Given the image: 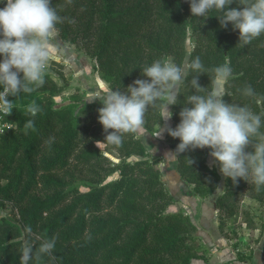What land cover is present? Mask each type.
I'll return each mask as SVG.
<instances>
[{
	"label": "trees",
	"instance_id": "1",
	"mask_svg": "<svg viewBox=\"0 0 264 264\" xmlns=\"http://www.w3.org/2000/svg\"><path fill=\"white\" fill-rule=\"evenodd\" d=\"M5 3L0 0V8ZM52 6L64 18L56 26L60 39L79 44L111 88L123 90L136 79H149L141 68L156 59L182 64L190 55L199 56L206 70L199 75L200 86L206 88L201 94L206 95L214 86L211 70L229 63L232 76L223 84L227 93L223 99L262 114L264 133V107L243 94L251 85L264 96V33L242 46L231 23L220 26L216 16L221 13L192 16L189 0H52ZM241 7L238 0L229 5ZM187 33L193 40L190 48ZM197 74L191 73L188 81ZM61 91L47 74L43 86L32 93L7 97L15 106L10 114L15 126L0 140V207L10 203L15 215L13 220L0 216V264H20L22 245L16 238L26 226L32 228L27 239L34 246L29 264H189L193 258L208 264L197 249V226L181 211L167 210L175 199L165 187L157 158L134 133L123 134L119 146L97 145L105 140L97 111L102 104L72 95L69 102L55 106L54 97ZM180 93L179 103L169 105L173 128L195 90L186 81ZM33 101L41 108L35 117L26 114ZM163 104L160 100L149 107L145 130L151 132L162 119ZM29 119L35 130L25 129ZM167 136L175 151L180 140ZM105 153L116 155L118 161ZM131 156L136 160H129ZM186 157L194 160L192 166ZM175 161L176 172L192 186L194 196H211L222 184L214 197L220 232L238 212L254 228L252 214L239 209L238 198L264 203V186L257 191L251 177L234 185L220 174L218 165L208 164L203 149L181 153ZM53 236L54 259L47 254L37 259L41 239Z\"/></svg>",
	"mask_w": 264,
	"mask_h": 264
},
{
	"label": "clouds",
	"instance_id": "2",
	"mask_svg": "<svg viewBox=\"0 0 264 264\" xmlns=\"http://www.w3.org/2000/svg\"><path fill=\"white\" fill-rule=\"evenodd\" d=\"M232 3L233 0H189L192 16L205 17L208 12L216 10L221 13L216 16L220 26L227 28L231 23L233 30L239 31V43L248 45L264 33V0H238L242 6L239 10L229 8ZM63 19L52 6V0H6L5 6L0 8V56L3 57L0 60V87L3 88L0 91V112L4 116L10 115L15 108L8 96L32 93L45 83V76L49 74L48 64L55 59L53 42L57 38L56 26ZM141 69L142 75L149 79H136L126 90L97 87L95 89L98 90L88 92V103L99 101L102 104L97 111L105 140L98 141L97 145L119 146L123 142V134H143L145 114L157 101H164L162 119L169 121L173 113L168 106L179 103L180 86L187 81L195 94L189 95L181 108L179 124L175 128L167 123L163 127L160 125L152 135L162 138L166 132L180 140L175 151L165 156L176 160L186 151L209 148L213 163L219 166V172L225 179L230 178L236 185L239 179L248 182L251 177L257 191L264 186L262 114H257L248 105L224 101L227 93L223 84L232 76L229 63L211 70L221 87L206 95L201 94L206 88L199 84V75L206 72L199 56L192 58L189 55L182 64L171 58H160ZM191 73L198 74L188 81ZM243 94L264 107V96L258 95L251 85L244 87ZM40 111L35 101L26 108V114L32 117ZM25 129L35 130L34 120L29 119ZM249 146L253 151H246ZM152 151L154 153L155 149ZM186 158L192 166L194 160ZM31 233L32 228L26 226L16 238V242L22 245L20 264H29L33 259L34 246L27 239ZM55 244V236L41 239L36 258L39 259L41 254L52 257Z\"/></svg>",
	"mask_w": 264,
	"mask_h": 264
},
{
	"label": "rangeland",
	"instance_id": "3",
	"mask_svg": "<svg viewBox=\"0 0 264 264\" xmlns=\"http://www.w3.org/2000/svg\"><path fill=\"white\" fill-rule=\"evenodd\" d=\"M192 41L193 40L190 37L189 33H187L186 43L188 45V48H190V46L192 45ZM53 43L55 45L53 49V55L55 56V59L49 62L48 69L49 74L59 85H61L62 90L59 95L54 97L55 106H61L69 102L72 95H77L82 98V100L86 101L88 92L90 90L95 91L98 90L95 89L97 87H108L107 83L99 77L97 71L94 68L96 63L95 60L91 56L86 54L84 49H82L79 44L62 41L58 33L57 38ZM2 59L3 57L1 56L0 60ZM218 87H221V84L217 81H214L213 89ZM166 123L167 125L171 126V119L167 122L164 119H161L159 122L154 124L151 132L144 129L143 134L134 133V135L142 141L146 151L149 152L150 156L157 158V166L160 168L162 180L164 181L166 189L169 191V182L173 181L171 176L173 177L176 172V161L172 160L170 156H165L166 153L173 152L169 146L170 140L166 132L163 134L162 138L152 136L159 129L160 125L161 127H163ZM152 148L155 149L154 153L152 151ZM203 150L205 152L206 161L209 165H211L213 163V158L210 156L211 149L204 148ZM105 154H107L112 161H118L116 155L110 153ZM129 160H136V157L131 156ZM115 176L116 175H114L113 177ZM177 181H180V179L177 178ZM188 185L191 187L192 191V186L190 184ZM219 188H221L220 191L218 190ZM219 188H217L216 191L218 190L220 193L223 188L222 184L219 185ZM80 189L85 191L87 188L81 186ZM173 197L174 199H176L177 195ZM214 197L215 196H213V201ZM238 205L241 211L245 210L252 214L250 215L253 219V227H258L260 224H264V203H259L249 198L248 196H243L238 198ZM14 215L15 210L10 203L7 202L4 206L0 207V216H5L13 220ZM244 218L245 217L242 216V213L238 212L237 215L227 220L228 223L223 227L221 233L224 236L226 235L232 238L234 240L233 244L239 246L240 251H244V253H247L248 250H250V248H248L249 239H253V237L246 234H248V231L252 233L251 230H253V228L248 227L243 222ZM217 229L219 230L218 221ZM202 234L203 233L201 232V230L198 229V235L196 233L198 243L197 249L199 252L204 253L206 252L207 241L210 237L206 238Z\"/></svg>",
	"mask_w": 264,
	"mask_h": 264
},
{
	"label": "crops",
	"instance_id": "4",
	"mask_svg": "<svg viewBox=\"0 0 264 264\" xmlns=\"http://www.w3.org/2000/svg\"><path fill=\"white\" fill-rule=\"evenodd\" d=\"M171 178L173 181L169 182L168 188L173 196L177 195V198L173 204L167 207V210L181 211L188 215L197 226V235L198 229H200L203 236L210 237L207 241L206 252L203 253L207 257L208 264H222L231 258H236L240 264H264V224L254 227L251 230L252 233L247 232L246 235L252 236L253 239H249L248 242L250 250L244 253V251H240L239 246L233 244L232 238L224 236L217 229L218 212L214 207L213 196L221 188L211 196L200 198L192 194L191 187L179 177L177 172ZM177 178L180 181H177ZM189 264H204V261L193 258Z\"/></svg>",
	"mask_w": 264,
	"mask_h": 264
},
{
	"label": "built area",
	"instance_id": "5",
	"mask_svg": "<svg viewBox=\"0 0 264 264\" xmlns=\"http://www.w3.org/2000/svg\"><path fill=\"white\" fill-rule=\"evenodd\" d=\"M3 88H0V91H2ZM15 124L10 119V115L4 116L2 112H0V140L2 135L7 133L9 130H12L14 128ZM223 264H240V262L236 258H231L224 262Z\"/></svg>",
	"mask_w": 264,
	"mask_h": 264
}]
</instances>
